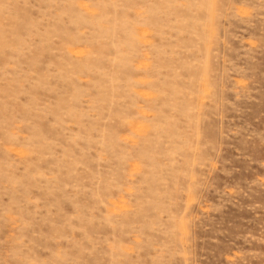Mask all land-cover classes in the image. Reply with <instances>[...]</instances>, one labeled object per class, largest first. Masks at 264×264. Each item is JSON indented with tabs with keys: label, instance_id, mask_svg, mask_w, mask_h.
Instances as JSON below:
<instances>
[{
	"label": "rangeland",
	"instance_id": "obj_1",
	"mask_svg": "<svg viewBox=\"0 0 264 264\" xmlns=\"http://www.w3.org/2000/svg\"><path fill=\"white\" fill-rule=\"evenodd\" d=\"M0 264H264V0H0Z\"/></svg>",
	"mask_w": 264,
	"mask_h": 264
}]
</instances>
